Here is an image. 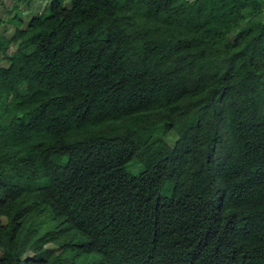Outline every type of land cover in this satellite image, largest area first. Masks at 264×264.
I'll return each instance as SVG.
<instances>
[{
	"label": "trees",
	"instance_id": "obj_1",
	"mask_svg": "<svg viewBox=\"0 0 264 264\" xmlns=\"http://www.w3.org/2000/svg\"><path fill=\"white\" fill-rule=\"evenodd\" d=\"M34 1L0 15V264H264V0Z\"/></svg>",
	"mask_w": 264,
	"mask_h": 264
},
{
	"label": "rangeland",
	"instance_id": "obj_2",
	"mask_svg": "<svg viewBox=\"0 0 264 264\" xmlns=\"http://www.w3.org/2000/svg\"><path fill=\"white\" fill-rule=\"evenodd\" d=\"M193 2L194 0H190ZM66 6L70 5V2L67 1ZM50 5V1H40V0H35L30 7H20L22 13L19 15L20 17L23 18L25 23H29L31 19H33L36 16L39 15H44L48 11ZM14 7L13 0H0V15L2 19L4 20V26L2 28V31L6 35V37H11L15 31V27L13 23L11 22V18L9 17L7 11H12ZM249 18L246 23L243 24V26L247 25L248 22H250L253 19L256 20H262L264 18V15L260 16H252L251 14L248 15ZM231 39L233 38L232 36L230 37ZM18 46H14L11 50V53H14L17 51ZM6 60L0 55V66L6 65ZM177 135L173 132L169 133L165 137V142L170 146L174 147L177 141ZM132 173H136V171L132 169ZM55 226L53 221L51 220L50 215H46L43 218H41L38 222L35 223L34 227L39 229L40 231H48L52 229ZM48 249L53 250L55 252H58V250L53 247L52 245L47 246Z\"/></svg>",
	"mask_w": 264,
	"mask_h": 264
}]
</instances>
